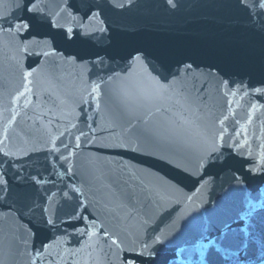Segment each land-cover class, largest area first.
I'll return each mask as SVG.
<instances>
[{
  "label": "water",
  "instance_id": "1",
  "mask_svg": "<svg viewBox=\"0 0 264 264\" xmlns=\"http://www.w3.org/2000/svg\"><path fill=\"white\" fill-rule=\"evenodd\" d=\"M173 3L0 0V264H201L249 194L264 231V45Z\"/></svg>",
  "mask_w": 264,
  "mask_h": 264
},
{
  "label": "snow or ice",
  "instance_id": "2",
  "mask_svg": "<svg viewBox=\"0 0 264 264\" xmlns=\"http://www.w3.org/2000/svg\"><path fill=\"white\" fill-rule=\"evenodd\" d=\"M199 2L200 0H193L194 4ZM206 2L208 5L219 10L225 8L231 0H206ZM237 2L242 7L248 9L249 21L246 27L257 33L260 37V43L264 45V7L260 8L258 14L260 18L257 19L253 16L252 9L244 0H237ZM255 2L257 6L264 4V0H255ZM167 3L173 7L176 6L173 0H167ZM213 19L217 23H223L225 21V17L223 16L214 17ZM233 23L235 24L236 22ZM258 195L261 197V204L264 205V186H262ZM245 205L247 206V211H245ZM258 207H260V205H257L252 199V194H249L241 205L235 220L225 223L221 228L219 236L209 237L206 234L207 230H205L204 239L207 240V243L200 241L194 245L193 248L189 250L190 258L198 253L201 264H211V261L207 259V253L209 249H213L221 259L225 261L231 260L232 264H264V231L257 230L258 225L255 220ZM233 223L240 224L241 227L233 229ZM260 227L264 228V223H262ZM229 231H238L243 235V240L239 248L235 250L229 248L225 243ZM240 257L244 258L240 259Z\"/></svg>",
  "mask_w": 264,
  "mask_h": 264
}]
</instances>
